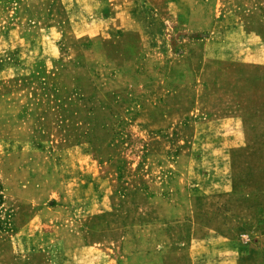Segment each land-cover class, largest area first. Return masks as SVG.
I'll use <instances>...</instances> for the list:
<instances>
[{
  "label": "rangeland",
  "instance_id": "1",
  "mask_svg": "<svg viewBox=\"0 0 264 264\" xmlns=\"http://www.w3.org/2000/svg\"><path fill=\"white\" fill-rule=\"evenodd\" d=\"M0 264H264V0H0Z\"/></svg>",
  "mask_w": 264,
  "mask_h": 264
}]
</instances>
